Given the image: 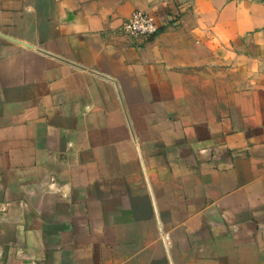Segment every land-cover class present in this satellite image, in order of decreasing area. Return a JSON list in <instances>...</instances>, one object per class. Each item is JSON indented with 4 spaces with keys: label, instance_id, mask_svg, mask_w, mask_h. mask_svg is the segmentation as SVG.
<instances>
[{
    "label": "crops",
    "instance_id": "1",
    "mask_svg": "<svg viewBox=\"0 0 264 264\" xmlns=\"http://www.w3.org/2000/svg\"><path fill=\"white\" fill-rule=\"evenodd\" d=\"M0 264H264V0H0Z\"/></svg>",
    "mask_w": 264,
    "mask_h": 264
},
{
    "label": "built area",
    "instance_id": "2",
    "mask_svg": "<svg viewBox=\"0 0 264 264\" xmlns=\"http://www.w3.org/2000/svg\"><path fill=\"white\" fill-rule=\"evenodd\" d=\"M122 32L133 39H148L154 36L158 27L151 16L145 12H133L121 27Z\"/></svg>",
    "mask_w": 264,
    "mask_h": 264
},
{
    "label": "water",
    "instance_id": "3",
    "mask_svg": "<svg viewBox=\"0 0 264 264\" xmlns=\"http://www.w3.org/2000/svg\"><path fill=\"white\" fill-rule=\"evenodd\" d=\"M26 46V45H25Z\"/></svg>",
    "mask_w": 264,
    "mask_h": 264
}]
</instances>
